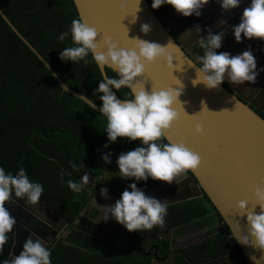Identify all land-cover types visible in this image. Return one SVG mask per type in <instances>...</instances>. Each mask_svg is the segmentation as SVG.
<instances>
[{"label": "clouds", "instance_id": "9594fccd", "mask_svg": "<svg viewBox=\"0 0 264 264\" xmlns=\"http://www.w3.org/2000/svg\"><path fill=\"white\" fill-rule=\"evenodd\" d=\"M210 0H151L152 9H159L164 5H170L183 17L195 15L199 17L201 10ZM221 11L226 12L237 8L241 0H215ZM140 0H137V11ZM123 9V5H121ZM136 15V14H135ZM227 21L221 20L220 26L226 25ZM141 31L147 34L150 31L148 24L141 25ZM233 37L237 43L244 39L264 40V0H250L244 8L240 21L231 26ZM196 33H200L199 26ZM71 37V47H65L59 53L62 62L71 61L73 64L83 61L87 65L91 55V61L95 63L102 79L94 89L93 96L101 101L99 113L106 118L104 133L107 136L105 149L110 144L116 143L118 138H126L129 143L139 141V146L132 150L121 152L116 158L119 178L132 180L120 198L114 203L102 207V219L107 222L114 220L128 232H151L155 227H163L165 217L168 214L167 200L148 196L137 187L141 181H161L172 185L177 176L186 174L189 170L196 171L200 164L199 154L188 148L183 140L179 142L163 143L165 133L179 119L180 113L174 105L181 102L183 84L179 86L146 91L144 87H138L140 78L145 74L146 67L156 60L163 58L165 66L172 71H184L183 64H173V56L169 52V43L161 46L159 43L136 39L134 48H121L111 37H103V49L98 30L90 26L86 21L73 19L70 29L59 35V40L64 41ZM226 32L220 31L213 34L211 30L206 36L200 37L196 43L203 50V55L198 56L199 67L195 68V79L192 85L203 84L207 89H218L227 81L233 85H243L245 82L256 83L257 76L264 72V68L257 69L256 58L251 49L237 55L228 52H219ZM47 68L48 65L46 64ZM108 68L115 73L114 77L105 74ZM121 88L130 90V99H118L116 93ZM115 90V91H113ZM88 107L97 110L95 102L84 97ZM226 111V110H223ZM196 134H201L203 128L200 124L195 126ZM112 153L102 154L101 159L111 164ZM75 171H80L85 165H77L70 162ZM61 183H64L61 175ZM90 184V176L87 171L83 172L79 180L69 179L68 188L74 193H81ZM107 188L100 189V196L109 199ZM44 192L43 185L30 180L26 170L20 167L13 174L0 166V254L3 253L4 245L9 240L17 224L6 206L20 198L31 205H36ZM256 205L248 208V202L241 200L237 204L239 214L245 218L248 232L255 240L257 248L264 250V189L257 187L254 190ZM94 203H97L94 199ZM259 205V213L256 206ZM241 242L248 246L250 241L245 236ZM0 264H52L51 251L40 239H32L29 236L22 245V251L10 261H0Z\"/></svg>", "mask_w": 264, "mask_h": 264}, {"label": "trees", "instance_id": "16d2710c", "mask_svg": "<svg viewBox=\"0 0 264 264\" xmlns=\"http://www.w3.org/2000/svg\"><path fill=\"white\" fill-rule=\"evenodd\" d=\"M146 1L151 7V0ZM0 8L70 89L100 106L101 101L93 93L102 77L91 55L87 65L83 61L73 64L59 59L60 51L72 46L70 35L64 41L59 40V35L70 29L73 19H79L73 0H0ZM170 9V5H164L152 10L163 22L170 19L167 17ZM260 47L259 55L264 56V40ZM106 73L109 77L115 76L109 69ZM116 94L120 99L131 98L127 88H121ZM105 128L106 118L83 101L64 93L49 70L0 15V166L13 174L20 167L25 168L30 180L43 185L40 199L67 216L65 209L67 211L69 206L82 208L78 204H85L94 193L87 187L81 193H74L67 186L69 179L78 181L85 169L95 174L98 182L104 177L112 195L134 182L118 177L115 161L121 152L139 146V141L129 143L126 138H118L105 149ZM162 142L167 143L165 139ZM107 152L112 153V163L106 165L101 156ZM70 162L85 166L75 171ZM160 183L164 182L149 179L146 183L139 182L137 187L148 193ZM204 203H210L206 195L203 199L170 206L166 218L172 227L187 226L208 214ZM213 225L212 219L207 227ZM113 242L111 234L104 237L98 264H124L130 257L135 261L141 259L143 243L139 237L130 243L126 240V245L114 256H107L106 250L115 249ZM231 250L228 237L221 234L215 237L212 246L191 248L188 253L199 262L212 251L228 254ZM141 264H149V261Z\"/></svg>", "mask_w": 264, "mask_h": 264}, {"label": "water", "instance_id": "95a60500", "mask_svg": "<svg viewBox=\"0 0 264 264\" xmlns=\"http://www.w3.org/2000/svg\"><path fill=\"white\" fill-rule=\"evenodd\" d=\"M73 3L79 19L98 30L101 38L100 50H104L103 37L105 36L111 37L121 48L127 49L135 47L136 39L159 43L161 46L169 43L168 50L173 56V64H183L184 71L174 70L172 73L165 66L163 58L156 60L146 67L138 87H144L146 91H150L175 88L179 86V81L183 84L182 95L179 97L181 105L179 103L174 105L180 113L179 119L165 133V140L174 143L183 140L188 148L199 154L201 164L196 171L189 170L191 177L172 185L166 184L146 195L161 200L166 199L168 207L194 201L206 195L228 227V235H231L230 244L237 256L228 255V264H264V250L256 247L254 238L249 235L245 218L239 214L237 208L241 200L248 202L249 209L255 207L254 190L257 187L264 189V119L241 100L242 94H246L250 99L248 102H251L262 89L264 91V72L259 73L260 76H257L254 84L245 82L243 85H233L226 79L224 85H220L218 89H207L203 84L195 87L192 85L191 81L196 75L195 68L188 66L199 67L197 57L203 50L198 47L196 40L206 36L209 30L215 34V29L220 27L221 20L227 22L230 20L231 26L237 25L242 11L248 6L250 0H241L237 8L226 12L221 11L219 4L212 8L210 1L201 10L199 17L195 15L182 17L178 22L166 24L159 19L146 0H140V10L137 13V0H73ZM173 10L171 6L170 12ZM0 15L46 68V64L48 65L47 69L58 81L63 92L88 105L84 99L85 96L70 89L62 81L36 49L12 25L1 8ZM236 15L237 17H234ZM209 16L212 19L206 20ZM143 24L150 26L147 34L141 31ZM197 26L200 28L199 34L196 33ZM184 34L185 37H183ZM226 35L217 53L228 52L231 55H237L250 48L256 58L257 69L264 68V59L259 55L262 47L259 45L255 49L259 39H243L241 46L235 41L231 32L227 31ZM193 48L195 51L191 53ZM107 69H104L106 75ZM117 98L120 99L118 96ZM255 106L260 108L259 105L255 104ZM98 109L97 106L95 112L100 114ZM197 124L203 128L201 134L195 132ZM14 202L6 206L9 207ZM38 203L58 217L56 210L43 200L40 199ZM259 210L257 205L256 212L259 213ZM164 228L167 232L171 230L166 221ZM16 231L14 236L10 233L9 247L14 245L13 237L17 239V237L26 236V233L24 235L20 233L23 231L21 227L19 229L17 227ZM104 233L105 229L102 228L98 236V245ZM138 233L146 239L142 230ZM245 236H248L250 241L248 246L241 242ZM13 249L18 250L15 246ZM12 255L18 254L14 252ZM156 261L157 259L152 264H157Z\"/></svg>", "mask_w": 264, "mask_h": 264}, {"label": "flooded vegetation", "instance_id": "af4514ba", "mask_svg": "<svg viewBox=\"0 0 264 264\" xmlns=\"http://www.w3.org/2000/svg\"><path fill=\"white\" fill-rule=\"evenodd\" d=\"M210 1L211 7L214 8L217 3L215 0ZM234 17H237V15ZM210 19H212L211 16L207 17L206 20ZM163 23H168V20H164ZM229 23L230 20L226 25L216 28V33L222 30L232 33L231 23L230 25ZM226 36L227 35H225V37ZM243 39L244 38L239 42L241 46L243 45ZM194 51L195 48L191 49V53ZM199 54L200 56L203 55V51ZM226 88L229 89L228 87ZM241 100L264 119L263 89L251 102H248L250 99L246 94H242ZM255 104L257 106L259 105L261 109L257 108ZM85 171H87L90 176V184L87 186V189L89 191H94V193L85 204H78V206H82V208L80 207L79 209L74 208V206H69L67 211L65 209L67 216H63L57 209L49 204V206L56 210L58 217L52 215L48 210L42 207L40 203L31 205L20 198H17V200L8 207L10 214L14 216L17 221V224L14 226V232L17 230V227L18 229L21 227L23 231H20V233H23V235L26 233V236H20L17 237V239H15V237L12 238L14 242L13 246L18 249L14 251L13 246L9 247L11 242L9 233V240L4 245L3 253L0 254V261H10L14 257L12 255L14 252H17L19 255L20 251H22L23 243L31 236L34 240L40 239L45 247L50 249L52 264H98V254L100 252L103 253L101 243L107 234L112 235L113 244L115 245V249L111 247L112 252L106 250L105 254L107 256H114L118 250L126 245V240L130 243L131 240L137 237L141 239L143 243L141 259L135 261L133 257H130V259L124 260V264H141L142 261H149V264H152L155 259H157V264H217L219 261L221 264H228V255L237 256V254H234V249L230 244L231 240L229 237H231V235H228L229 229L224 221H222L211 202L204 203V207L208 214L203 218L196 219L187 226L172 227L165 217V221L169 223L171 230L167 232L164 226L155 227L151 232H144L142 230L146 239L139 235V231L130 233L114 220H109L107 222L101 220L102 207L114 203L120 198L123 191H119L117 195H112L108 192L109 199L106 200L102 198L100 196V189L107 188L108 186L105 178L102 177L100 182H98V177L95 174L86 169ZM82 174H80V176ZM191 176V173L188 171L186 174L176 177L173 184ZM165 185L166 183H160L159 187L155 189H159ZM204 197L205 195L200 199ZM94 199L97 203H94ZM212 219L214 225L207 227L208 222ZM197 227H203V229H198ZM102 228L105 229V233L98 245V236ZM221 234H225L228 237L232 249L228 254H215V252L212 251L211 254H206L199 262H195L192 259V256L188 253L189 249L199 246L202 248L212 246L215 237ZM132 246L133 243L132 245L128 244V248Z\"/></svg>", "mask_w": 264, "mask_h": 264}, {"label": "rangeland", "instance_id": "374dc122", "mask_svg": "<svg viewBox=\"0 0 264 264\" xmlns=\"http://www.w3.org/2000/svg\"><path fill=\"white\" fill-rule=\"evenodd\" d=\"M169 16H170V19H168V22H178V21L181 20V18L180 19L178 18L180 16V14H178L175 10H173L172 12H170L167 17H169ZM183 37H185V34L183 35ZM261 41L262 40H259L257 42V45L255 46V49H257L259 47ZM261 57L264 59V56L263 55H261ZM259 76H260V74H259ZM177 177H179V176H177Z\"/></svg>", "mask_w": 264, "mask_h": 264}, {"label": "bare ground", "instance_id": "6f19581e", "mask_svg": "<svg viewBox=\"0 0 264 264\" xmlns=\"http://www.w3.org/2000/svg\"><path fill=\"white\" fill-rule=\"evenodd\" d=\"M183 16L182 15H180L178 18L180 19V18H182Z\"/></svg>", "mask_w": 264, "mask_h": 264}]
</instances>
